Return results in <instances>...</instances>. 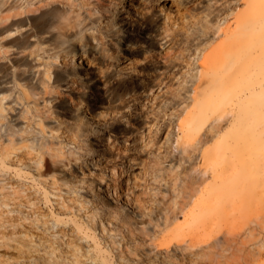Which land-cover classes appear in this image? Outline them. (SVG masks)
<instances>
[{
  "label": "rangeland",
  "instance_id": "obj_1",
  "mask_svg": "<svg viewBox=\"0 0 264 264\" xmlns=\"http://www.w3.org/2000/svg\"><path fill=\"white\" fill-rule=\"evenodd\" d=\"M1 1L0 264H264V44L247 47L261 61L246 78L190 86L237 36L258 40L264 0H69L83 38L104 37L91 59L75 30L61 44L13 15L49 0ZM258 10L252 34L241 23ZM120 19L151 24L148 43L117 45ZM165 28L186 54L169 93ZM24 91H41L31 122L13 104Z\"/></svg>",
  "mask_w": 264,
  "mask_h": 264
},
{
  "label": "bare ground",
  "instance_id": "obj_2",
  "mask_svg": "<svg viewBox=\"0 0 264 264\" xmlns=\"http://www.w3.org/2000/svg\"><path fill=\"white\" fill-rule=\"evenodd\" d=\"M6 1L0 2V7L4 5ZM56 4V5H55ZM256 5V4H255ZM22 5L20 4L19 7ZM43 5H38L35 8H27L24 11L19 9H14V6L10 7L9 9H14L15 12H13V15L23 14L27 16L28 19H36L40 20L43 19L45 22L48 23L47 28L43 31L44 33H51L54 30H59V42L61 44H64L70 40V37L67 35V32L70 30H75L73 33V37L75 39L81 40L83 43L76 53H83L87 56L86 59H91V56L96 53H101L97 51L98 47L97 44H104V37L102 36H92V37H84L83 34H86V31H90L88 28H84L81 25V21H79L75 16L71 13H73L72 3L69 2V0H49L47 1L46 7H42ZM60 6V8L58 7ZM63 7H66L63 9ZM31 12V13H30ZM248 18L245 19L241 25L242 27L247 31L251 32L252 34L255 33V28L261 25V21L263 18L259 17L260 11H252L248 12ZM8 16L1 15L0 21L5 20L8 18ZM114 23V22H113ZM118 26H119V34H117L116 37H113L112 40H114L117 45L120 47H124V50H128L127 47L131 46L133 44L132 37L136 39V41H140L141 43H148L149 38V31L151 29H154V27L151 24H143L144 22L141 21H128V19H120L118 20ZM148 26V27H147ZM264 28V26H261ZM233 28V27H232ZM15 31H19V28H14ZM93 31V30H91ZM168 29L165 28L164 34L162 36V39L164 41L161 42V60L164 63L165 69L161 70V86L163 88H166L163 90V93H169L171 92V84L167 83L164 80L170 79L176 75V73L179 70V64L180 60H185L184 57H186V54L181 52L178 49V46L174 45V33H167ZM23 33H20L18 36H20ZM194 34V33H193ZM258 40H250L247 38H240V35L234 39L230 45L223 46L220 51L217 54V59L212 63H210V66L208 67V70L211 72V75L209 78H201L200 82L198 84H191L190 86L194 89V91L197 93L201 90L206 89H212V87L217 90L221 91L227 86V82H229V79L233 75H237V77L243 78L247 77L250 73L255 70L257 66V62L260 60V52L261 49L257 51L253 59H248V53H247V47L252 44H264V31H260V34ZM88 36V35H86ZM90 38V40H96L95 45L88 44L87 40ZM260 42V43H259ZM185 43V42H184ZM190 43V42H189ZM193 43V42H192ZM180 46V45H179ZM191 46V45H190ZM264 48V45H263ZM262 48V49H263ZM193 49V48H192ZM128 52V51H127ZM187 61V66L191 64L190 61ZM87 64H89V60H87ZM206 66V65H205ZM208 66V65H207ZM91 68V67H90ZM88 68L84 71V76L86 77L85 83L89 86V95L88 100L90 102V105L92 107H95V104L99 101L98 97V90H99V84L97 83L99 78L95 77V72H93L92 69ZM49 71H46V76ZM231 73V74H230ZM193 74H191V79L193 78ZM38 80H41L39 78ZM215 81L214 85L211 84V81ZM34 81V78H33ZM35 82V81H34ZM72 82V81H71ZM74 82V81H73ZM210 83V84H209ZM42 88V95L44 94H50L52 90H50L51 87H53L51 84L47 83L46 81L41 80L40 84ZM188 86V85H186ZM162 89V87H161ZM41 94V91L34 92L33 95L28 92H23L22 96L19 98V100L16 98L14 99L13 104L17 106V113L21 114L23 119L27 122H31L34 120L36 116H40L39 109L36 108V96ZM3 98V96H2ZM49 99H46L45 101H48ZM262 105L264 106V101H262ZM0 108H2V105L0 104ZM93 115V114H89ZM204 262V259H202Z\"/></svg>",
  "mask_w": 264,
  "mask_h": 264
}]
</instances>
